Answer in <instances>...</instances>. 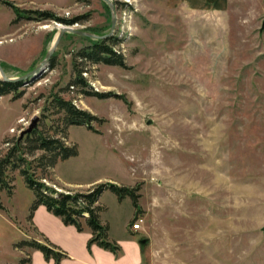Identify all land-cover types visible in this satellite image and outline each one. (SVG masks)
<instances>
[{"label":"rangeland","instance_id":"374dc122","mask_svg":"<svg viewBox=\"0 0 264 264\" xmlns=\"http://www.w3.org/2000/svg\"><path fill=\"white\" fill-rule=\"evenodd\" d=\"M110 1L116 14L111 36L119 39L114 49L125 65L87 63V85L71 87L74 54L90 41L65 32L53 66L50 58L29 84L20 80L19 97L0 96V157L5 140L20 135L33 116L53 133L59 115L50 100L59 94L100 120L91 122L97 131L85 124L67 127L77 153L59 159L43 181L72 192L97 183L137 187V209L129 196L119 199L110 189L101 192L100 202L102 217L119 232H127L133 216L143 219L130 233L146 240L144 264H264V0H193V6L182 0ZM106 5L16 4L68 18L86 15L73 27L96 34L110 30ZM61 25L17 18L0 1L6 74L36 66ZM8 176L14 189L13 196L0 191V264L17 260L15 215L33 199L17 169ZM21 227L35 235L29 223Z\"/></svg>","mask_w":264,"mask_h":264},{"label":"trees","instance_id":"16d2710c","mask_svg":"<svg viewBox=\"0 0 264 264\" xmlns=\"http://www.w3.org/2000/svg\"><path fill=\"white\" fill-rule=\"evenodd\" d=\"M3 4L11 7L16 17L42 20L53 19L66 25L80 22L86 15L74 17H63L50 10L25 9L16 6L10 0H0ZM107 8H109L106 5ZM89 38L90 43L77 50L72 59V70L74 76L70 81L71 87L86 86V79L82 76L87 63H106L124 66L123 54L116 51L115 45L119 43L116 36L103 39ZM50 65H54V54L50 59ZM22 81L0 80V96L14 93V97L22 94L18 87ZM103 97V94H97ZM118 97H122L118 95ZM54 113L58 114L53 133L45 128L44 124L37 123L30 131L22 136L18 135L10 140L6 139L8 147L0 157V191L5 190L8 195L13 193L14 185L8 176L10 170H18L23 177L26 186L33 192V200L29 206L27 220L30 222L35 235L17 240L13 246L25 252L18 264H30V250H39L46 261L52 260L54 264H60L61 260L68 258L69 254L59 245L53 243L45 234L40 232L31 221L33 211L39 205L58 216L65 225H72L77 231H88L90 233L86 247L91 252V246H97L108 250L119 257L122 252L120 244L109 237V225L102 219L105 207L100 202V195L104 189H110L119 199L129 196L135 209L138 208L139 194L137 187L117 185L114 183H97L87 191H58L53 186L43 181L47 178L49 170L52 169L59 159H65L77 153L76 146L67 140V127L71 124H85L89 129L95 130L91 124L94 120H100L90 111L77 107L71 100L65 99L59 94H54L50 100ZM97 131V130H95ZM12 143V144H10ZM10 144V145H9ZM41 153L35 156V153ZM41 170V176L36 171ZM0 209H5L0 200ZM135 216L130 220L134 219ZM145 244L140 245V248Z\"/></svg>","mask_w":264,"mask_h":264},{"label":"crops","instance_id":"0c3cea01","mask_svg":"<svg viewBox=\"0 0 264 264\" xmlns=\"http://www.w3.org/2000/svg\"><path fill=\"white\" fill-rule=\"evenodd\" d=\"M10 1L21 7L36 8L42 6L47 0ZM182 1L185 4L187 2L190 5H192L191 3L193 2V0ZM206 1L209 3V0ZM31 202L32 201H30V203L20 211L19 215H15L16 228L18 230V240L31 236L28 231L21 227L26 223L30 224V222L27 220V216ZM102 219L103 221H106L103 217ZM31 221L40 232L49 238V240L67 251L69 257L61 260L60 264H144L138 239L135 235L130 233V222L128 223V229L126 233L119 232L117 228L112 226V223L108 222L109 237L113 240H116L122 248V252L119 257H115L112 252L105 250L96 244L91 246V252H89L86 247V242L90 233L88 231H77L72 225H65L58 216L49 212L42 204L37 206V208L33 211ZM15 249L17 250V260L12 264H18L19 259L25 254L23 250L17 248ZM30 253V264H54L52 260L46 261L39 250L32 249L30 250Z\"/></svg>","mask_w":264,"mask_h":264},{"label":"water","instance_id":"95a60500","mask_svg":"<svg viewBox=\"0 0 264 264\" xmlns=\"http://www.w3.org/2000/svg\"><path fill=\"white\" fill-rule=\"evenodd\" d=\"M103 1L106 2V4L108 5V7L110 9V12H111V27H110L109 32H107L105 34H96V33L89 32V31H86L83 29L74 28L73 25L76 23L71 24V25H61L62 28H59V31H58L55 39L53 40L51 46L48 48L44 57L40 60V62L36 66H34L31 70H29V71H27V72H25L19 76H9L6 74V72L3 70V68L0 64V80H2V81H20V80L31 79V78H34L35 76H37L39 73H41V71L48 64L49 59L51 58L55 48L57 47V44L59 43V41L61 40V38L65 32H71V33H75L78 35L91 37L94 39H103V38L111 36L113 33L115 23H116L115 8H114V4L110 0H103ZM262 29H264V20L262 22L260 30H262ZM37 122H38V116H33L31 118L29 125L20 132V136H22L24 133L30 131L37 124ZM262 231L264 232V226L262 227ZM138 242L140 245H142V244L146 243V240L141 239Z\"/></svg>","mask_w":264,"mask_h":264},{"label":"built area","instance_id":"2783aa9c","mask_svg":"<svg viewBox=\"0 0 264 264\" xmlns=\"http://www.w3.org/2000/svg\"><path fill=\"white\" fill-rule=\"evenodd\" d=\"M32 79V78H31ZM31 79H27V80H24V85H27L29 84L28 82L31 81ZM142 218L141 217H135L132 222L129 223V227L131 230L133 231H136V230H139L140 227H141V223H142Z\"/></svg>","mask_w":264,"mask_h":264},{"label":"bare ground","instance_id":"6f19581e","mask_svg":"<svg viewBox=\"0 0 264 264\" xmlns=\"http://www.w3.org/2000/svg\"><path fill=\"white\" fill-rule=\"evenodd\" d=\"M44 27H45V25H44ZM60 28H62V26Z\"/></svg>","mask_w":264,"mask_h":264}]
</instances>
